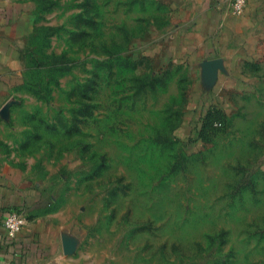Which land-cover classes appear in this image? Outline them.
Wrapping results in <instances>:
<instances>
[{"label":"rangeland","instance_id":"obj_1","mask_svg":"<svg viewBox=\"0 0 264 264\" xmlns=\"http://www.w3.org/2000/svg\"><path fill=\"white\" fill-rule=\"evenodd\" d=\"M27 1L0 156L75 264H264V80L210 98L175 0Z\"/></svg>","mask_w":264,"mask_h":264},{"label":"crops","instance_id":"obj_2","mask_svg":"<svg viewBox=\"0 0 264 264\" xmlns=\"http://www.w3.org/2000/svg\"><path fill=\"white\" fill-rule=\"evenodd\" d=\"M179 24L168 38L179 56L214 78L213 96L229 103V92L257 91L264 80V0H248L240 15L229 0H175ZM27 0H0V102L19 82L26 40L34 21ZM208 96L206 99L208 100ZM205 99V100H206ZM36 199L17 184L0 156V264H75L72 225L54 213L36 212ZM11 210L23 224L15 238L4 220Z\"/></svg>","mask_w":264,"mask_h":264},{"label":"built area","instance_id":"obj_3","mask_svg":"<svg viewBox=\"0 0 264 264\" xmlns=\"http://www.w3.org/2000/svg\"><path fill=\"white\" fill-rule=\"evenodd\" d=\"M247 1L248 0H229L231 14L240 15L244 11ZM22 224L23 219L19 211L11 210L7 213L4 220V226L8 236L15 238L20 232Z\"/></svg>","mask_w":264,"mask_h":264},{"label":"trees","instance_id":"obj_4","mask_svg":"<svg viewBox=\"0 0 264 264\" xmlns=\"http://www.w3.org/2000/svg\"><path fill=\"white\" fill-rule=\"evenodd\" d=\"M218 123V122H217Z\"/></svg>","mask_w":264,"mask_h":264}]
</instances>
